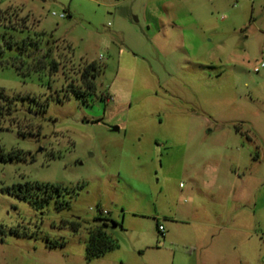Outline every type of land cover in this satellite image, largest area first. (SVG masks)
Here are the masks:
<instances>
[{"label": "rangeland", "instance_id": "374dc122", "mask_svg": "<svg viewBox=\"0 0 264 264\" xmlns=\"http://www.w3.org/2000/svg\"><path fill=\"white\" fill-rule=\"evenodd\" d=\"M25 36L36 46L16 59L9 45ZM34 59L41 75L11 65L24 60L25 72ZM87 62L103 67L96 93L62 98ZM261 62L264 0H0V92L18 97L0 100V264H187L164 240L174 184L160 167L162 139L187 132L194 144L240 120L263 159ZM25 183L72 190L69 208L34 209L5 192ZM96 216L121 224L107 229L118 247L86 260V231L66 222Z\"/></svg>", "mask_w": 264, "mask_h": 264}, {"label": "crops", "instance_id": "0c3cea01", "mask_svg": "<svg viewBox=\"0 0 264 264\" xmlns=\"http://www.w3.org/2000/svg\"><path fill=\"white\" fill-rule=\"evenodd\" d=\"M245 123L223 121L214 138L209 129L194 144L187 132L162 139L160 167L174 184L162 213L164 240L171 251L184 249L187 264H252L264 257V156L253 160L256 143L241 130Z\"/></svg>", "mask_w": 264, "mask_h": 264}, {"label": "trees", "instance_id": "16d2710c", "mask_svg": "<svg viewBox=\"0 0 264 264\" xmlns=\"http://www.w3.org/2000/svg\"><path fill=\"white\" fill-rule=\"evenodd\" d=\"M35 34L39 35L40 37L44 36V33ZM36 42L37 41L35 39H27V37L25 36V38L20 39L18 43L11 42L9 47L11 45L16 47V59L24 57V59L28 60L29 56L25 55L24 51L31 50L32 52L34 47L36 46ZM31 55L35 56L34 53H32ZM34 60V64L30 66V68L29 66L26 67L25 72H23L21 67L26 66V61L24 62L23 60V62L19 64V67L14 64L11 65L14 67L15 71L22 77L24 75H29L31 72L41 75L39 71H41L44 66L38 60ZM49 69L50 72H56L57 64L55 62H49ZM102 70V65L97 64L95 62H87L79 74L78 82L80 86L73 85L72 83L68 84L63 90L62 98H66L68 94H72L75 97L82 99H86L88 97L93 96L94 93H96V86L94 82L95 78L100 72H102ZM17 99V96H12L8 98V96H4L3 93L0 92V100L6 101L8 107L11 104H14ZM234 129L236 132L240 131L238 126H234ZM256 157L257 154L254 153L253 160H255ZM5 192L20 201H25L29 203L34 209H42L43 207L52 203L53 209L56 211L69 208L70 199L73 195V191L70 189H67L61 185L48 183H25L23 185H13L11 187L6 188ZM66 223L69 225L70 231L73 233H76L80 228H83L86 231L87 241L84 253L86 260L99 258L118 247L117 242L109 235L107 229L110 228L111 223L115 224V226L121 224L114 223L112 220L106 217L96 216L87 222H84L80 218L75 217L74 220H71ZM10 233L18 235L16 230H11ZM45 241L47 242L50 248H56L65 244V241L63 239L59 241L45 239Z\"/></svg>", "mask_w": 264, "mask_h": 264}, {"label": "built area", "instance_id": "2783aa9c", "mask_svg": "<svg viewBox=\"0 0 264 264\" xmlns=\"http://www.w3.org/2000/svg\"><path fill=\"white\" fill-rule=\"evenodd\" d=\"M52 16H56V17H58V18H64L66 15H65L64 13L56 14L55 12H52ZM262 68H264V62H261V63H259V65L254 66V67H253V71H254V72H258V71H259L260 69H262ZM106 99H109V100H110V98H106ZM101 214H102V215L105 214V211H102ZM157 230H158V232H159L160 234H163L164 229H163V226H162V225H160V224L157 225Z\"/></svg>", "mask_w": 264, "mask_h": 264}, {"label": "water", "instance_id": "95a60500", "mask_svg": "<svg viewBox=\"0 0 264 264\" xmlns=\"http://www.w3.org/2000/svg\"><path fill=\"white\" fill-rule=\"evenodd\" d=\"M111 131L115 132L118 131V127H111ZM112 227H115V224H110Z\"/></svg>", "mask_w": 264, "mask_h": 264}]
</instances>
